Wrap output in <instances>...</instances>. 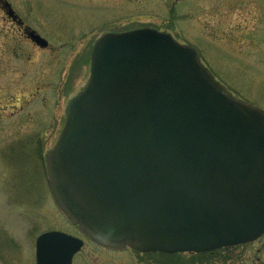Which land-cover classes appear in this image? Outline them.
<instances>
[{"label": "water", "instance_id": "water-1", "mask_svg": "<svg viewBox=\"0 0 264 264\" xmlns=\"http://www.w3.org/2000/svg\"><path fill=\"white\" fill-rule=\"evenodd\" d=\"M28 37L48 47L34 31ZM47 169L60 209L101 247L204 254L264 236V111L236 99L195 48L166 33L96 41ZM83 247L46 233L37 264H72Z\"/></svg>", "mask_w": 264, "mask_h": 264}, {"label": "rangeland", "instance_id": "rangeland-1", "mask_svg": "<svg viewBox=\"0 0 264 264\" xmlns=\"http://www.w3.org/2000/svg\"><path fill=\"white\" fill-rule=\"evenodd\" d=\"M7 1L49 47L34 45L0 8V264H35L37 237L53 229L83 239L74 264L193 262L188 254L114 251L87 240L57 208L34 149L20 140L38 138L44 151L53 148L69 101L89 79L92 48L106 33L169 34L196 48L237 98L264 110V0ZM196 264H264V237Z\"/></svg>", "mask_w": 264, "mask_h": 264}, {"label": "flooded vegetation", "instance_id": "flooded-vegetation-1", "mask_svg": "<svg viewBox=\"0 0 264 264\" xmlns=\"http://www.w3.org/2000/svg\"><path fill=\"white\" fill-rule=\"evenodd\" d=\"M6 2H8L7 0H6ZM9 3V2H8ZM12 7V6H11ZM0 8H1V11H2V13H4L5 15H6V17H7V19H8V21L9 22H11L13 25H16L18 28H19V30H20V32L28 39V37H27V35H26V33H28V31H30L29 30V28H26L25 27V25H24V23H23V21L20 19V17H19V19L17 20V21H14L13 19H11V18H9L8 16H7V10L5 9V6H4V4L3 3H0ZM66 110H67V107H66V109H65V116H66ZM64 121H65V119H64ZM64 125V124H63ZM20 141H25L24 143H22V144H27V145H24V146H28V148H31L30 150H33L34 149V155H35V157L37 158V160L39 161V163L41 164V168L43 169V171H44V175L46 176V180H47V183H48V171H47V161H48V157H49V154H50V151H51V149H48L47 151H44V149H43V143H42V140L41 139H38L37 138V140L35 139V138H33V139H26V140H20ZM17 142H19V141H17ZM21 144V145H22ZM20 145V146H21ZM23 147V146H22ZM49 186V185H48ZM49 188V187H48ZM56 206H57V208L62 212V210L59 208V206L56 204ZM62 214L64 215V213L62 212ZM65 216V215H64ZM51 232H59V233H64L65 234V232H63V231H60V230H57V229H53V230H49V231H46V232H43L41 235H39L38 237H37V239L40 237V236H42V235H44V234H46V233H51ZM37 239H36V242H37ZM36 242H35V264H37V257H36ZM79 254H77L76 256H74V258H73V261H72V264H74V262H75V259H76V257L78 256Z\"/></svg>", "mask_w": 264, "mask_h": 264}, {"label": "trees", "instance_id": "trees-1", "mask_svg": "<svg viewBox=\"0 0 264 264\" xmlns=\"http://www.w3.org/2000/svg\"><path fill=\"white\" fill-rule=\"evenodd\" d=\"M223 250H228V249H222ZM221 250H218V251H215V252H212V253H207V254H198V255H194V254H190L188 255V258L190 261H193L191 262L190 264H196V261L197 260H200L201 258H204V257H214L216 253L220 252ZM158 255H162V256H167V257H171V258H181L182 255H172V256H169V255H163V254H158ZM197 259V260H196ZM175 264H181L180 261H176L174 262ZM186 264H189V263H186Z\"/></svg>", "mask_w": 264, "mask_h": 264}]
</instances>
